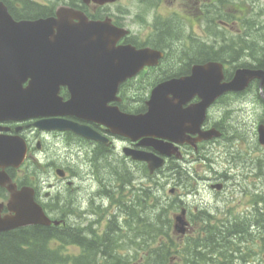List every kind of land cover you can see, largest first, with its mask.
<instances>
[{"label": "rangeland", "instance_id": "obj_1", "mask_svg": "<svg viewBox=\"0 0 264 264\" xmlns=\"http://www.w3.org/2000/svg\"><path fill=\"white\" fill-rule=\"evenodd\" d=\"M204 3H207L213 13L205 34L199 29L200 23H194L191 28V24L188 22L195 16H197L196 22L198 20L195 2L192 0L190 2L185 0H163L160 2V7L156 12L159 14L158 18L170 20L173 17L172 14H176L173 28L175 27L177 36L173 39L175 43L171 44L169 60L186 59L185 57L191 56L200 47L191 40L198 43L203 40V43L207 45H216L212 49L218 50L222 47L223 51L229 52L233 58L226 53H223L222 57L232 60L231 63L234 66L241 63L255 64V60L259 57L257 51L254 52V57H248V53L243 51L236 54V48L232 44L239 43L240 35L245 32L251 44L258 47L264 46V19H259V15L264 14V0H204L202 4ZM126 5L130 10L141 7L137 0H126ZM260 5L262 6L260 7ZM147 10L139 14L140 16L134 19L135 24H132V29L137 31L136 34L140 37V41L151 34L150 25L152 22L150 21L152 19ZM128 19L130 18L128 17ZM131 21L133 22V20ZM220 21L227 22V25L223 26L222 23H219ZM177 25L181 27L182 33L176 28ZM188 30L190 33L183 34ZM189 34L192 35L189 37L191 39L187 37ZM183 52L189 56L184 57ZM183 63L184 60L181 62L170 61L169 67L178 68ZM158 71L161 70L147 72L145 76L140 77L141 80H136L128 85L135 93L134 97L140 99L148 93L155 82V77L152 74H157ZM232 100L233 102L227 106L228 102ZM232 100L229 98L221 100L218 106L210 112L211 121L215 117L221 121L220 125L225 129L227 138L209 144L207 150H203L202 153L194 154L191 161L187 162V168L180 169L181 175L179 176L174 171H168L165 168L155 177H147L142 165L123 160L120 144H117L116 152H112L110 166L105 167L88 157L76 158L72 155L75 151L73 149L66 159L68 147L65 145L55 146V150H50L48 155L58 156L57 159L62 161L63 165L70 166L76 175V178L70 180V185H61L63 187L60 190L61 199L65 204L61 205V209H64L61 211L63 213L60 210L59 213L66 218L65 224L67 226L72 224V226L82 229L89 228L91 231L90 240L96 241L104 236H108L112 241L118 239L119 241L115 242V253L122 257H129L132 264H137L145 253L143 246L139 245L141 239L137 242V237L134 236L137 232L138 222H140L141 230L143 218H148L157 212V207L167 206L168 208L170 204H176L177 210L174 212L168 210L166 214L169 219L168 224H170L169 236L176 244H186L188 238H197L201 233L205 234L201 230L208 226L217 227L222 221L235 219L234 216L245 217L246 214H249L254 201L260 203L259 207L263 208L264 148L256 142V127L261 117V108L256 102L257 95L254 89L233 97ZM57 159H49V161L58 163ZM44 163H46L45 160ZM43 165L45 164L36 166L42 167ZM210 175L224 176L228 191L219 194L206 189L203 180ZM131 180L133 184H130ZM253 182H255L254 187ZM146 189L151 191L146 198V202L150 205L144 210L145 214H142L141 218H137L135 223L130 222L129 218L132 220L133 218H128L127 209L129 205L138 204L137 196L142 195L144 200ZM171 189L176 190L174 194L170 193ZM233 190L235 192L231 197L228 192ZM235 195H239L240 200L235 202L236 204L230 205L234 201ZM221 198L229 204H226ZM187 204L192 207V211H194V206L208 211L212 218L206 222L203 221L204 216L201 215V219L196 221L195 217H199V215L195 214V217H191L195 233L192 235L188 233L175 234L172 230V219ZM141 205L142 202L139 201V208ZM135 210L134 217L138 208ZM106 225H110V232L107 231ZM199 229L200 232H198ZM63 253L71 256L77 254L78 250L68 245L67 249L63 248ZM244 255L243 261L239 259L230 264H264L263 258H255L252 251L246 252ZM171 264H183V259L177 257Z\"/></svg>", "mask_w": 264, "mask_h": 264}, {"label": "water", "instance_id": "obj_2", "mask_svg": "<svg viewBox=\"0 0 264 264\" xmlns=\"http://www.w3.org/2000/svg\"><path fill=\"white\" fill-rule=\"evenodd\" d=\"M0 10L4 14L1 6ZM4 16L0 15V120L71 115L103 124L113 134L132 140L153 136L177 141L184 132L210 138L217 133H199L206 107L227 91L244 90L252 80H259L260 90L264 86L263 70L245 68L237 69L230 82L221 83L222 65L209 62L195 66L190 77L154 87L146 114H124L117 107H108L107 103L114 100L121 82L134 76L144 65L155 64L160 53L116 46L124 31L106 23L82 20L71 25L63 17L14 23L6 14ZM27 79L28 86L23 88ZM60 86L68 88L69 101L61 102L57 97ZM194 95L201 99V104L182 110L181 106ZM36 125L40 129L72 131L87 139H102L89 127L65 119H48ZM259 133L264 143L263 127L259 128ZM152 144L161 154L170 155L160 144ZM124 152L134 160L146 162L150 172L163 164L161 158L151 153L128 149ZM24 155L22 142L0 137V185L9 182L4 168L17 167ZM7 189L12 192L14 187L9 184ZM29 194L26 188L12 193L8 208L14 215L0 218V231L50 223ZM181 215L176 216L180 224L177 228L184 233Z\"/></svg>", "mask_w": 264, "mask_h": 264}, {"label": "flooded vegetation", "instance_id": "obj_3", "mask_svg": "<svg viewBox=\"0 0 264 264\" xmlns=\"http://www.w3.org/2000/svg\"><path fill=\"white\" fill-rule=\"evenodd\" d=\"M161 1L163 0H137V3L139 4V6L141 5V7L134 8L133 10L127 8L126 0H0V4L14 22H33L49 18L65 17L66 21L73 25L79 23L80 19H84L87 22L107 23L113 25L118 29H122L126 31V33L120 38V40H117L116 45H133L137 49L150 48L163 53V57L159 60L156 66L144 67L135 77V79H138L139 75L141 74L146 75L147 72L151 73L153 71H157V68L162 67L160 69L161 71H163L162 73H160L161 71H158V74H154L156 76V80L162 82L167 79H176L179 77L188 76L191 73V68L193 65L204 64L207 61H198L196 59V56L199 55V53L201 55L203 50L202 48H200L196 52H193L191 56L186 57V59L180 58L169 60L170 47L172 43H175L173 42V39L177 36L175 34V27L173 28V25L175 23L174 18L176 17V14L173 13V17L170 20H162L161 18H158L159 14L156 12L160 7ZM185 1L190 2L191 0ZM203 1L204 0H192V2H195L197 4L196 12L198 13L199 21L197 20L196 22L197 16H195L194 18H190L188 22L191 24V28L193 27L194 23H200L199 29L202 33L205 34L208 23V6L207 3L202 4ZM261 6L262 5H260V7ZM145 10H147L148 14H151V34L146 36L144 40L140 41V37H138V34H136L137 31H134L132 29V24H135L134 19L140 16L139 14H141ZM0 15H3L1 13V10ZM128 17L133 20V22L128 19ZM260 18L264 19V14H260L259 19ZM219 23H222L223 26L227 25V22L224 21H220ZM176 28L180 33H182L180 26L177 25ZM188 33H190L189 30L187 33L183 32V34ZM191 36V34L187 35L188 38ZM191 41L195 45H205L203 43V40H201V43H198L195 40ZM182 55L185 57L188 54L186 52H183ZM182 59L184 60V63L178 68L169 67L170 61L181 62L183 61ZM231 62L233 61L228 59H224L223 61H221L224 81L231 80L236 66L238 65L237 64L236 66H234ZM250 65L252 67L249 69H261L255 68L254 66L256 64ZM128 83L129 82L127 81L118 87V92L116 94L117 98H115L113 101H109L107 103V106H117L121 112L128 114H145L147 111L146 102L150 96L151 90L148 91L146 95L138 99L134 97L135 93H133L131 89H128ZM253 84L255 87L258 86L257 82H253ZM258 94L259 92H256V102L261 108V117L258 120L257 124L264 125V100ZM57 96L63 102L67 101L70 98V94L66 87H60ZM237 96H240V94L233 92L225 93L217 100H215V102L211 104V106L205 113V119L199 127V133H204L207 130L211 129L212 134L217 133L218 135H220L218 138L208 140L207 138H200V135L198 133L184 132L181 138H177V141L172 140L174 147H177V149H172L171 152L173 154L165 160V167H167L168 171H174L175 173L178 172L179 168L181 169L184 164L187 163V160L188 162L191 161V157L194 154L202 153L203 150H207V146L210 143H214L219 140L222 141L227 138L225 129L220 125L221 121H218V118L216 117L211 121L210 112L212 111V109L214 110L218 106L221 100L225 98H229L230 100H232L233 97ZM200 101L201 99L198 96H191V98L182 105V109L200 105ZM232 102L233 100L228 102L227 106H229V104H231ZM43 118L44 117H34L21 122H15L13 120L0 121L1 137H19L23 140L26 147V153L23 163L18 168L8 167L5 169V172L9 176L11 182L15 185L16 191L20 190L22 187L31 188L33 190L34 201L41 206L47 216H52L53 220L59 221L60 225L61 222L65 221L64 215H61L59 213V210L61 212V207L65 204L63 202L64 200L61 199L62 194L60 190L63 188L61 185H70V180L76 178V175L74 172H72L70 166L68 167L63 165L62 161L57 159L58 156L53 155L54 157H52V155H48L50 150H55V146L65 145L68 147L69 150L66 153V159L67 157H69V154L72 153L73 149L75 151H73L72 155L76 158L80 156L84 158L88 157L89 159L95 160L97 163L99 162L103 164L104 167L108 165L110 166L112 152H116L117 144L121 145L122 150L123 148L132 150H147L149 152H153L157 156L163 157L158 154V152L152 147L144 148V145L141 143L140 139L133 141L125 136L113 135L107 127L97 122L79 119L76 116L67 115L64 116V118L82 125L89 126L92 130L107 138L109 143L107 144L102 140L95 141L85 139L70 131H41V129H39L35 124ZM216 130H218L219 132H217ZM156 139L157 138L153 139L152 141L154 142H151L157 144V141L159 140ZM163 141L166 142L165 139ZM256 142L259 143L258 138L256 139ZM260 147L264 148V146L262 145H260ZM123 156L124 161L132 162V159L129 156L125 157L124 154ZM49 159H57L59 162L54 163L49 161ZM44 160L46 161V163H44ZM134 163H138L145 167L146 171L148 170V167L145 163ZM40 164L45 165H43L42 167L36 166ZM148 173L149 172L147 171V177L150 178L155 177L158 174L154 172L149 173L148 175ZM254 183L255 182H253V187ZM203 185L206 187V189L218 192L219 194H223L229 189L226 183V178L224 176H206L203 180ZM215 187L220 190H216ZM170 191L174 192V189H171ZM234 192L235 190L228 192V194L232 197L234 195ZM9 199L10 193L8 192V190L4 186H0V216H7L10 214L7 208ZM239 200L240 196L235 195V199L232 203H230V205H233ZM223 201L226 204H229V202H227L226 200L223 199ZM100 203L99 205L102 206V204ZM260 214L264 215V211H260Z\"/></svg>", "mask_w": 264, "mask_h": 264}, {"label": "trees", "instance_id": "obj_4", "mask_svg": "<svg viewBox=\"0 0 264 264\" xmlns=\"http://www.w3.org/2000/svg\"><path fill=\"white\" fill-rule=\"evenodd\" d=\"M238 41V45H233L236 48L235 53L243 51L248 53V57H254L253 54L257 51L259 57L255 60L254 67L264 70V46L258 47L251 44L245 35H241ZM212 47V45H205L201 55L199 53L196 59L223 61L221 49L215 50ZM224 53L231 55L227 51ZM238 66L252 67L248 63H241ZM150 192L148 191L144 196L141 205L142 214H145L144 210L150 205L146 202ZM176 207L175 203L168 206L170 209L167 206L157 207V212L148 218H143L141 230L139 222L136 236L138 240L141 239L139 245L143 246L145 254L142 262L137 264H171L177 257L183 259V264H230L238 259L243 261L244 254L253 248L256 256H264V215L253 216L252 222L259 229L254 239L252 236L248 237L250 233L246 232L248 224L246 220L237 225H226L224 230L218 226H208L204 228L207 230L206 236L203 237L201 233L197 238H188L186 244H176L170 239V224L166 217L168 210L173 212ZM193 217H195L194 214ZM205 218L208 220L210 217L205 216ZM197 219L198 217H195L196 221ZM252 222L250 220L251 224ZM240 231L243 232L240 233ZM82 235L84 232L81 228L70 227L64 231H58V227L41 226L0 234V264H132L129 257H122L115 253V242H118V239L112 241L104 236L98 238L96 242L87 240ZM257 240H259L258 249L255 246ZM66 244L77 246L81 250L80 254L75 257L65 255L63 246ZM262 258L264 260V257Z\"/></svg>", "mask_w": 264, "mask_h": 264}, {"label": "bare ground", "instance_id": "obj_5", "mask_svg": "<svg viewBox=\"0 0 264 264\" xmlns=\"http://www.w3.org/2000/svg\"><path fill=\"white\" fill-rule=\"evenodd\" d=\"M248 64H251V63H248ZM263 70V69H262ZM264 71V70H263ZM261 91L262 92H264V86L262 87V89H261ZM262 97V99L264 100V97L263 96H261ZM243 231H240V233H242Z\"/></svg>", "mask_w": 264, "mask_h": 264}]
</instances>
